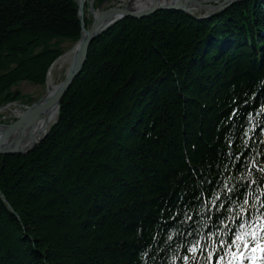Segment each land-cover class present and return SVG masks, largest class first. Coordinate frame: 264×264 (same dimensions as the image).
<instances>
[{"label": "trees", "instance_id": "trees-1", "mask_svg": "<svg viewBox=\"0 0 264 264\" xmlns=\"http://www.w3.org/2000/svg\"><path fill=\"white\" fill-rule=\"evenodd\" d=\"M80 32L75 0H0V106ZM250 206L264 216V0L130 18L44 140L0 155V264H191Z\"/></svg>", "mask_w": 264, "mask_h": 264}, {"label": "water", "instance_id": "water-1", "mask_svg": "<svg viewBox=\"0 0 264 264\" xmlns=\"http://www.w3.org/2000/svg\"><path fill=\"white\" fill-rule=\"evenodd\" d=\"M93 1L91 0V6L89 5L92 23L86 29L83 19L84 1L76 0L81 34L78 42L69 50L73 54L64 80L54 90L48 91L46 95L36 102L20 107L15 113L13 120L8 125L3 126L4 131L0 135V155H26L38 143L44 140L51 127L56 123L60 102L64 94L83 71L90 45L99 37L114 29L120 22L130 18H146L157 12L183 13L192 18H195V12H201L203 16L197 18V20H209L218 16L219 13L225 11L235 3L244 0H168L163 4H159L156 0L149 7L137 11L133 10L129 5L123 8H103L107 0L102 1L97 9L94 10L92 7ZM54 112L55 118L51 120V114ZM40 118H43V120L41 125L38 126ZM24 130L30 131L25 138L19 140V137H17L13 141L8 142L16 133L23 132Z\"/></svg>", "mask_w": 264, "mask_h": 264}, {"label": "snow or ice", "instance_id": "snow-or-ice-1", "mask_svg": "<svg viewBox=\"0 0 264 264\" xmlns=\"http://www.w3.org/2000/svg\"><path fill=\"white\" fill-rule=\"evenodd\" d=\"M257 232L261 235L258 236ZM189 250L196 252L197 246H192ZM221 250H225L223 246ZM225 251L226 256L217 257L216 264H243L246 255L256 252L264 253V223H261L258 228L251 222L247 226L241 225V231L233 236ZM209 255L211 258V253ZM185 259L187 260L188 257ZM252 260L255 264L254 255H252Z\"/></svg>", "mask_w": 264, "mask_h": 264}, {"label": "rangeland", "instance_id": "rangeland-1", "mask_svg": "<svg viewBox=\"0 0 264 264\" xmlns=\"http://www.w3.org/2000/svg\"><path fill=\"white\" fill-rule=\"evenodd\" d=\"M85 10H83V12L86 14V21H90L91 18V14L89 11V5L87 6V2H85ZM123 5L122 7L126 6L127 4L123 3V0H110L108 1L106 4H104V8L106 7H116L118 5ZM91 6V5H90ZM92 7L96 8V3H94V5L92 4ZM197 13V12H196ZM202 14V13H201ZM65 49H68L69 47L72 46V44H65ZM68 65H64V67L62 68H54V71L52 72V80L54 84H58L60 83L64 76H65V72L67 69ZM48 79V77H47ZM48 80L43 83V84H33L29 81H20L18 83H16L15 85H13L10 89L11 93H18L19 96V100L17 99L15 105H22L25 104L26 102H34L37 101L38 99H40L41 97H43L44 95H46V93L49 91L48 90ZM11 103V102H9ZM31 103V102H30ZM7 104V103H6ZM29 104V103H28ZM5 105V104H3ZM13 119L12 115L10 114V110H6L4 111L2 114H0V124H4V125H8L10 123V121Z\"/></svg>", "mask_w": 264, "mask_h": 264}, {"label": "bare ground", "instance_id": "bare-ground-1", "mask_svg": "<svg viewBox=\"0 0 264 264\" xmlns=\"http://www.w3.org/2000/svg\"><path fill=\"white\" fill-rule=\"evenodd\" d=\"M84 2H87L88 0H83ZM156 0H124L123 3L129 5L133 10L137 11V10H142L145 9L147 7H149L151 5L152 2H155ZM168 0H157V2L159 4H163ZM198 18V17H197ZM69 43H66V45ZM65 47V46H64ZM73 52L69 51L66 52L64 51L63 54H61L57 59L56 62L53 65V68L51 70V73L48 77V90L52 91L55 89V87L59 84H54L53 80H52V72L54 71V68H62L64 67V65H68L71 57H72ZM10 109H13L14 107L10 106ZM4 111H0V114H2ZM55 118V112L53 114H51V120H53ZM43 118H40V121H38V126L41 125ZM4 131V127L0 125V135L2 134V132ZM30 131L29 130H24L23 132L20 133H16V135H14L13 137L10 138L9 141H13V139H16L17 137H19V140H22V138H25L28 133Z\"/></svg>", "mask_w": 264, "mask_h": 264}]
</instances>
